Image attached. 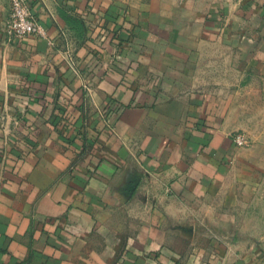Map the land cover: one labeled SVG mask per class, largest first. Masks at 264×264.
I'll return each mask as SVG.
<instances>
[{"label": "crops", "instance_id": "1", "mask_svg": "<svg viewBox=\"0 0 264 264\" xmlns=\"http://www.w3.org/2000/svg\"><path fill=\"white\" fill-rule=\"evenodd\" d=\"M30 1L46 35L9 40L0 0V264H264V0Z\"/></svg>", "mask_w": 264, "mask_h": 264}, {"label": "built area", "instance_id": "2", "mask_svg": "<svg viewBox=\"0 0 264 264\" xmlns=\"http://www.w3.org/2000/svg\"><path fill=\"white\" fill-rule=\"evenodd\" d=\"M10 11L5 23V32L9 40L23 39L32 34L46 35V29L34 12L30 0H9ZM238 145H247L243 134L235 135Z\"/></svg>", "mask_w": 264, "mask_h": 264}, {"label": "rangeland", "instance_id": "3", "mask_svg": "<svg viewBox=\"0 0 264 264\" xmlns=\"http://www.w3.org/2000/svg\"><path fill=\"white\" fill-rule=\"evenodd\" d=\"M116 53H117V51H116L115 53L113 52V53L111 54L112 57H114L115 59H116V56H115ZM118 56H120V55H117V57H118Z\"/></svg>", "mask_w": 264, "mask_h": 264}]
</instances>
